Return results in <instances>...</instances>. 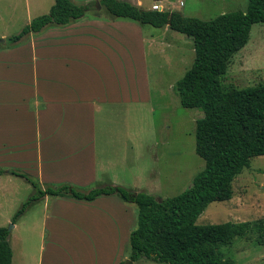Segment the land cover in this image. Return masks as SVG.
<instances>
[{"label": "crops", "instance_id": "crops-1", "mask_svg": "<svg viewBox=\"0 0 264 264\" xmlns=\"http://www.w3.org/2000/svg\"><path fill=\"white\" fill-rule=\"evenodd\" d=\"M92 2L96 10L70 25L47 27L0 48V162L5 167L0 169L8 168L6 175L15 170L43 186L80 190L129 189L130 183L145 181L148 168L141 170L138 161L153 145L148 133H139L140 117L132 115L147 110L142 122L150 124L149 63L172 46L155 37L153 26L113 18L103 6L98 9L99 0ZM129 2L151 10L142 0ZM54 3L25 0L26 25ZM11 36L0 33L6 40ZM118 198L87 202L46 196L24 214L43 205L42 232L62 240L42 242L58 257L51 264H123L130 259L123 246L138 226L131 208ZM33 262L45 264L42 256ZM133 264L163 263L141 259Z\"/></svg>", "mask_w": 264, "mask_h": 264}, {"label": "trees", "instance_id": "trees-1", "mask_svg": "<svg viewBox=\"0 0 264 264\" xmlns=\"http://www.w3.org/2000/svg\"><path fill=\"white\" fill-rule=\"evenodd\" d=\"M54 1L47 14L36 17L19 33L8 37L6 45L18 44L29 34L40 33L47 27L70 25L96 10L93 2ZM99 3L113 18L155 28L168 26L193 40V65L176 82L174 91L182 107L203 112L196 122V154L204 160L205 167L189 188L161 202L145 192L121 186L90 190L68 184L43 186L33 177L12 170L11 175L25 179L34 189L12 223L46 196L92 202L117 195L138 206V227L130 235L131 261L238 264L225 258L220 249L250 234L252 225L247 222L199 225L197 220L210 204L231 200L234 179L250 167L253 158L264 156V84L225 90L221 81L233 55L247 45L253 25L264 23V0H249L245 11H233L207 21L184 16L179 11L145 10L124 0H99ZM4 172L0 169V175ZM12 262L10 232L0 227V264Z\"/></svg>", "mask_w": 264, "mask_h": 264}, {"label": "rangeland", "instance_id": "rangeland-1", "mask_svg": "<svg viewBox=\"0 0 264 264\" xmlns=\"http://www.w3.org/2000/svg\"><path fill=\"white\" fill-rule=\"evenodd\" d=\"M40 1L47 3L51 0ZM181 1L184 2L183 6L180 5ZM248 1L165 0L163 4L184 16L207 21L233 11H245ZM84 2L88 3L90 0H82L80 4ZM142 2L144 7L151 6L149 0ZM26 12L25 0H0V33H19L27 23ZM151 29H155L154 34L158 40L166 41L172 49H168L165 55L154 57L149 63L154 89L151 94L153 112L149 113L150 124L142 122L143 116L148 114L147 110L139 109L132 115V118L140 117L139 133L141 136L148 133L153 151L148 154L141 151L138 161L141 170L148 168L144 173L147 182L130 183L129 190L142 191L156 199H166L189 188L194 177L205 167L204 160L196 154V122L203 116V112L182 107L174 91L176 82L193 65V40L168 27ZM221 81L225 90L264 84V23L253 25L247 45L233 55ZM1 167L5 168L2 162ZM6 170L8 168L5 172ZM5 172L0 175V227H6L10 232L12 264H38L33 261L41 256L44 257L45 264L57 262L55 254L42 248L44 239L47 245L62 241L50 232H42L43 205L24 214L16 221L18 227L11 228L15 213L34 193V189L22 178L6 175ZM123 203L131 208L128 213L135 218L138 226V206ZM225 222H247L252 225L253 231L245 237L236 238L232 244L221 247L223 256L232 258L238 264H264V156L253 158L250 167L234 179L231 200L210 204L197 220L199 225ZM89 229L94 230L91 225ZM123 253L131 255L130 238L123 246ZM129 260L126 258L123 264Z\"/></svg>", "mask_w": 264, "mask_h": 264}, {"label": "built area", "instance_id": "built-area-1", "mask_svg": "<svg viewBox=\"0 0 264 264\" xmlns=\"http://www.w3.org/2000/svg\"><path fill=\"white\" fill-rule=\"evenodd\" d=\"M151 1L152 11H164L163 3L165 0H149Z\"/></svg>", "mask_w": 264, "mask_h": 264}, {"label": "water", "instance_id": "water-1", "mask_svg": "<svg viewBox=\"0 0 264 264\" xmlns=\"http://www.w3.org/2000/svg\"><path fill=\"white\" fill-rule=\"evenodd\" d=\"M97 7L98 9H101V4L98 2L97 3ZM6 43V39L5 38H0V44H5ZM9 172V171H7ZM163 199H158L159 202H161ZM14 227V225H11V228ZM126 264H133V261L129 260Z\"/></svg>", "mask_w": 264, "mask_h": 264}]
</instances>
